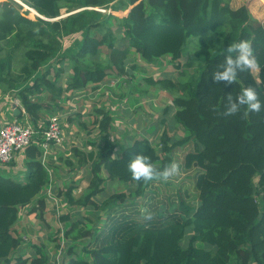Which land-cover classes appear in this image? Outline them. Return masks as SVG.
<instances>
[{"label": "trees", "instance_id": "trees-1", "mask_svg": "<svg viewBox=\"0 0 264 264\" xmlns=\"http://www.w3.org/2000/svg\"><path fill=\"white\" fill-rule=\"evenodd\" d=\"M18 1L36 15L30 18V11L15 0H0V92L19 101L18 116L25 114L32 125L62 110L63 89L57 82L65 59L73 64L66 91L89 85L95 90L113 68L117 77L127 74L126 61L133 53L147 64L162 57L179 61L190 37L198 39L194 54L204 61L193 85L177 89L172 79H147L150 86L174 93L173 119L186 132L181 138L164 130L159 148L147 138L135 139L116 156L108 136L111 117L98 111L92 124L100 145L89 141L88 152L72 149L77 167L87 168L91 177L87 193L75 198L73 186L58 192L69 206L86 210L83 222L59 217L66 225L64 248L57 244L53 251L63 250L59 264H264V110L224 115L226 95L235 97L248 85L264 100V71L241 73L228 86L211 81L226 49L241 38L252 42L264 62V21L246 5L232 7L235 0ZM128 6L127 17L96 10L123 11ZM62 10L66 15L59 18ZM77 34L80 38L62 52V40ZM40 141L35 139L24 151V184L0 175V264H58L49 263L35 245L29 255L21 253L24 242L15 230L20 210L33 203L28 215L38 211L44 220L50 177L41 162ZM190 144L182 169L194 172L197 203H170L143 221L141 210L127 214L137 197L146 198L152 184L162 180L133 181L126 169L130 157L149 155L154 167L162 168ZM108 182L121 183L128 192L102 197Z\"/></svg>", "mask_w": 264, "mask_h": 264}, {"label": "rangeland", "instance_id": "rangeland-1", "mask_svg": "<svg viewBox=\"0 0 264 264\" xmlns=\"http://www.w3.org/2000/svg\"><path fill=\"white\" fill-rule=\"evenodd\" d=\"M255 1L260 3L256 9L253 8ZM241 5H246L254 17L261 22L264 21V3L259 0H236L232 7ZM129 8L128 6L120 12L99 8H96V10L105 12L108 15L127 17ZM29 13V17L33 19L35 14ZM65 15L66 13L62 10L61 16ZM79 38V34L64 38L62 40V52L67 50L75 39ZM197 48L198 39L196 37L188 38L183 48L182 57L174 63L170 62L169 57H162L157 59L156 63L147 64L133 53L131 59L126 61L127 74L124 73L117 77L114 68L108 70L109 76L95 90L91 85L76 91L65 90L73 66L68 59H65L61 67L63 73L57 82V85L63 89L62 110L53 113L54 116H58L64 134L62 148L60 147L61 149L59 148L60 150L56 152L61 155L60 166L54 172L50 171L49 174L50 184L44 192L46 194L47 188L50 187L53 198L49 199L46 196L47 207L44 211V220L37 217L38 211L28 218V212L34 203L20 210L19 221L15 225L17 226L15 230L23 240L25 247L29 244L28 247L35 245L40 249L42 248L41 250H44L43 252L48 257L49 263L55 260L59 264L64 257L63 250L57 252L56 255L53 251L57 244L64 248V240L62 241L61 237L66 229V225L59 221V217L69 215L70 221L83 222L86 210L80 206H69L63 199L64 196L58 195V192H65L68 187L73 186L72 195L75 198L87 193L91 177H89L87 168L77 167V159L73 156L72 149L77 148L88 152L91 149L89 141H95L100 145L101 140L98 137L97 126L92 124L98 111L107 112L111 117L108 136L115 143L114 154L116 156L120 154L122 146L132 143L135 139L147 138L155 147L159 148V137L164 130L173 139L181 138L186 134L173 119L175 109L171 105L174 93L150 86L147 79L155 81L169 78L177 83V89H179L180 84L189 83L193 85L199 78L204 65V61L194 54ZM101 50L103 56L108 52L106 47ZM53 73L54 70L51 69L50 76ZM11 96L14 97L11 93L4 96L0 92V107L3 104L9 106V103L4 99L11 100ZM14 100L16 99H12L11 103H15ZM6 106L0 109V122L7 121V123H10L16 120L21 126H25L27 116L25 114L13 116ZM191 147L190 144L185 149L177 150L172 155V161L178 162L181 166L180 172L167 180L162 179L154 182L151 186V193L143 199L137 197V205L129 206L126 210L127 214H133L135 210H141L143 215L139 219L143 221L149 212L160 207L168 209L171 207L170 203H174L175 206L181 201L189 205L197 203L194 172H185L182 169L183 157ZM64 149L66 152H70L69 156H64ZM64 160L66 161L64 162ZM66 162L69 164H66ZM0 175L8 176L19 184H24L27 171L20 159H17L9 164H0ZM104 186L105 193L101 194L102 197L115 191L128 192V187L118 182H108ZM41 195L42 193L37 198ZM180 244L184 247L186 239H183ZM197 245L207 247L203 243H197ZM27 251L29 254L31 250ZM80 257L83 256L80 255Z\"/></svg>", "mask_w": 264, "mask_h": 264}, {"label": "clouds", "instance_id": "clouds-1", "mask_svg": "<svg viewBox=\"0 0 264 264\" xmlns=\"http://www.w3.org/2000/svg\"><path fill=\"white\" fill-rule=\"evenodd\" d=\"M261 71H264V62L257 58L252 42L247 38H241L226 49V55L213 72L211 81L217 85L228 86L239 79L241 73L247 72L250 75H255ZM225 100L224 115L226 116L233 115L241 109L252 112L264 110V100H261L257 89L252 85L244 87L235 97L230 93L227 94ZM180 168V164L176 161H172L162 168H156L149 155L139 152L132 155L126 164L131 179L136 182L167 180L178 174Z\"/></svg>", "mask_w": 264, "mask_h": 264}, {"label": "built area", "instance_id": "built-area-1", "mask_svg": "<svg viewBox=\"0 0 264 264\" xmlns=\"http://www.w3.org/2000/svg\"><path fill=\"white\" fill-rule=\"evenodd\" d=\"M14 102L12 104L19 107V101L16 99ZM63 135L58 116L54 115L37 125H32L29 120L26 121L25 126H21L16 120L5 123L0 127V164L11 163L16 153L25 151L35 139L39 138L42 150L41 162L48 171V155L52 149L62 146ZM46 192L48 196L51 195L50 187Z\"/></svg>", "mask_w": 264, "mask_h": 264}, {"label": "crops", "instance_id": "crops-1", "mask_svg": "<svg viewBox=\"0 0 264 264\" xmlns=\"http://www.w3.org/2000/svg\"><path fill=\"white\" fill-rule=\"evenodd\" d=\"M3 1V0H2ZM238 1H240V0H238ZM246 1H248V0H246ZM259 1H261L262 3H264V0H259ZM235 2H236V0H235ZM260 5V3L258 2V1H255L254 2V6H253V8H257V6H259ZM120 12V11H119ZM117 13V12H116ZM251 13V12H250ZM252 14V13H251ZM258 14V13H257ZM256 14V16H258ZM253 15V14H252ZM256 18V17H255ZM257 19V18H256ZM258 20V19H257ZM5 96V95H4ZM12 97V96H11ZM12 99H15L14 97H12L11 98V100H8L7 98H5L4 100L7 102V103H9V106H6V104H3L1 107H0V109L4 106H6L7 107V109L11 112V114L13 115V104L11 103V101H12ZM5 123H7V121H4V122H0V127L1 126H3ZM60 147H58V148H54V149H52L51 150V152H50V155H48V159H47V161L49 162V164H48V167H47V169H48V172H49V174H50V171L52 172H54V170H57V168L60 166V156L61 155H59L58 153H56L57 152V150L59 151L60 149H59ZM63 154H64V156H69L70 155V152H66V150L64 149V152H63ZM17 159H20V162L23 164V167H24V163H25V155H24V151H22V152H18V153H16L15 154V156H14V160H17ZM13 160V161H14ZM50 165V166H49ZM24 169H25V167H24ZM45 193V192H44ZM46 196H47V198L49 197V199H52L53 198V195H47V193H46ZM47 200V199H46ZM50 201V200H49ZM47 207V206H46ZM31 215H28V218L30 217ZM17 227V226H16ZM29 246V244H27L26 245V247H25V245H24V247L22 248V251H21V253H24V254H26V255H29L30 254V252H29V254H28V251L27 250H30V248L28 247Z\"/></svg>", "mask_w": 264, "mask_h": 264}, {"label": "water", "instance_id": "water-1", "mask_svg": "<svg viewBox=\"0 0 264 264\" xmlns=\"http://www.w3.org/2000/svg\"><path fill=\"white\" fill-rule=\"evenodd\" d=\"M17 3H19L20 5H23L24 6V4H22L20 1H18V0H15ZM27 9V8H26ZM29 10V9H28ZM62 17H64V16H61V17H59V18H62ZM19 113H20V110H19V108H17V106L15 105V104H13V116H18L19 115Z\"/></svg>", "mask_w": 264, "mask_h": 264}, {"label": "bare ground", "instance_id": "bare-ground-1", "mask_svg": "<svg viewBox=\"0 0 264 264\" xmlns=\"http://www.w3.org/2000/svg\"><path fill=\"white\" fill-rule=\"evenodd\" d=\"M24 7L27 8V9H29L30 12H32V13L35 14L34 10H32L31 8L27 7L26 5H24Z\"/></svg>", "mask_w": 264, "mask_h": 264}]
</instances>
